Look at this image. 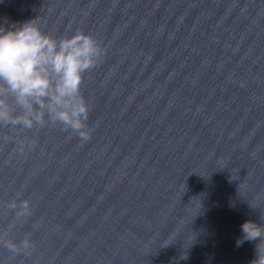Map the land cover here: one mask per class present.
Returning <instances> with one entry per match:
<instances>
[{
  "label": "water",
  "instance_id": "1",
  "mask_svg": "<svg viewBox=\"0 0 264 264\" xmlns=\"http://www.w3.org/2000/svg\"><path fill=\"white\" fill-rule=\"evenodd\" d=\"M32 20L107 52L81 85L90 141L0 126V235L34 244L0 245V264H250L258 241H236L264 227V0H0V27Z\"/></svg>",
  "mask_w": 264,
  "mask_h": 264
},
{
  "label": "clouds",
  "instance_id": "2",
  "mask_svg": "<svg viewBox=\"0 0 264 264\" xmlns=\"http://www.w3.org/2000/svg\"><path fill=\"white\" fill-rule=\"evenodd\" d=\"M107 50L92 36L76 30L53 38L32 21L0 27V126L24 130L59 126L68 136L88 142L90 107L81 93L84 74L102 62ZM34 148L35 140L21 142ZM17 220L31 215L30 202L21 193L8 203ZM11 227V225H10ZM242 238L258 241L250 264H264V227L252 221L241 225ZM0 245L12 254H30V235L18 244L0 235Z\"/></svg>",
  "mask_w": 264,
  "mask_h": 264
}]
</instances>
